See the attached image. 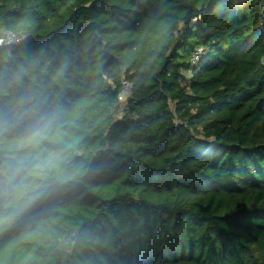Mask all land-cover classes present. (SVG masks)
Masks as SVG:
<instances>
[{
  "label": "trees",
  "instance_id": "1",
  "mask_svg": "<svg viewBox=\"0 0 264 264\" xmlns=\"http://www.w3.org/2000/svg\"><path fill=\"white\" fill-rule=\"evenodd\" d=\"M6 31L0 264H264V0H0Z\"/></svg>",
  "mask_w": 264,
  "mask_h": 264
},
{
  "label": "built area",
  "instance_id": "2",
  "mask_svg": "<svg viewBox=\"0 0 264 264\" xmlns=\"http://www.w3.org/2000/svg\"><path fill=\"white\" fill-rule=\"evenodd\" d=\"M21 39V35H17L11 31H6L0 36V46L1 45H8L12 44L14 42H18ZM204 48L201 45H198L194 48L191 60L192 62H195L200 58V56L203 54ZM128 83L126 81H122V89L119 94V98L121 102H124L127 95H128Z\"/></svg>",
  "mask_w": 264,
  "mask_h": 264
},
{
  "label": "rangeland",
  "instance_id": "3",
  "mask_svg": "<svg viewBox=\"0 0 264 264\" xmlns=\"http://www.w3.org/2000/svg\"><path fill=\"white\" fill-rule=\"evenodd\" d=\"M121 113V111H118V114H120Z\"/></svg>",
  "mask_w": 264,
  "mask_h": 264
}]
</instances>
